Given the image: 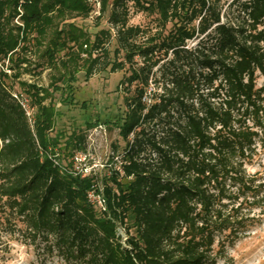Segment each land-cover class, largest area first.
I'll use <instances>...</instances> for the list:
<instances>
[{"label":"trees","instance_id":"trees-1","mask_svg":"<svg viewBox=\"0 0 264 264\" xmlns=\"http://www.w3.org/2000/svg\"><path fill=\"white\" fill-rule=\"evenodd\" d=\"M131 8L152 25H130ZM96 12L112 28L92 35L75 21ZM230 13L222 22L218 0H0L1 227L66 264H215L264 187L244 169L264 136V0ZM33 60L53 72L49 89L21 81ZM108 68L129 72L124 149L99 179L55 156L47 101Z\"/></svg>","mask_w":264,"mask_h":264},{"label":"rangeland","instance_id":"rangeland-1","mask_svg":"<svg viewBox=\"0 0 264 264\" xmlns=\"http://www.w3.org/2000/svg\"><path fill=\"white\" fill-rule=\"evenodd\" d=\"M233 1L235 0H218L222 11V22H227V18L233 16L230 13V5ZM97 16L98 12L93 13L92 17L86 20L77 19L75 22L92 35L102 29L112 28L108 23L107 15L100 20L96 19ZM129 23L133 26L146 27L152 25V18L131 8ZM197 42H190L189 47H195ZM8 65L5 64L6 67ZM52 75L53 72L45 68L43 63H34L33 60L31 71L23 72L21 81L49 89L53 81ZM128 76L127 69L112 71L108 68L105 71H98L90 78L79 72L71 92L68 87L49 91L47 104L52 105L54 113V128L50 138L53 140L54 154L61 160L63 166L71 163L76 173H80L77 169L80 168L84 172L87 170V174L97 175L101 179L109 173L110 160L115 156L113 168L120 169L119 161L124 149V141L120 136L118 122L125 110L126 85L122 83ZM263 83L264 79L258 77L257 88H261ZM13 86L15 94H22L25 97L16 83ZM153 93L154 85H151L147 98L151 99ZM26 107L28 108L27 103ZM77 136L86 139L84 151L73 150L72 138ZM115 149H118L117 152ZM244 169L248 178L256 180V185L264 186V136L260 135V139L255 144V152L244 164ZM260 190L258 204L251 205L253 197H248V207L245 212H250L252 222L248 225L246 233L234 245H227L224 254L215 264H264V202L262 203L264 187ZM91 193L96 200L99 195L93 191ZM94 205L100 208L98 204ZM0 264L66 263L56 253H51L42 246L30 244L19 233L6 232L0 225Z\"/></svg>","mask_w":264,"mask_h":264},{"label":"built area","instance_id":"built-area-1","mask_svg":"<svg viewBox=\"0 0 264 264\" xmlns=\"http://www.w3.org/2000/svg\"><path fill=\"white\" fill-rule=\"evenodd\" d=\"M96 6L99 7V3H97ZM144 100H146V102H148V103L150 102V99L147 98V95L145 96ZM22 104H23V107L26 108L27 115L30 117V116H31V112L27 109V107H26V102H23ZM77 169H78V171H80V173H79L80 175H82V176H87V175H89V174H87V172H86L87 170H85V172H84V171H83L82 169H80V168H77ZM88 197H89V200H90L93 204H98L100 208L104 209L105 202H104L103 198H102L100 195L97 197L96 200H94L95 198H94L93 194L90 192L89 195H88Z\"/></svg>","mask_w":264,"mask_h":264}]
</instances>
